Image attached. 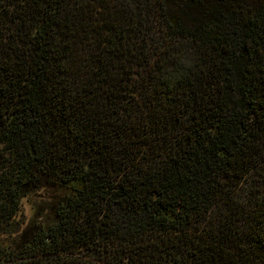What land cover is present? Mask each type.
Returning a JSON list of instances; mask_svg holds the SVG:
<instances>
[{
  "label": "trees",
  "instance_id": "16d2710c",
  "mask_svg": "<svg viewBox=\"0 0 264 264\" xmlns=\"http://www.w3.org/2000/svg\"><path fill=\"white\" fill-rule=\"evenodd\" d=\"M0 264H264V0H0Z\"/></svg>",
  "mask_w": 264,
  "mask_h": 264
},
{
  "label": "rangeland",
  "instance_id": "374dc122",
  "mask_svg": "<svg viewBox=\"0 0 264 264\" xmlns=\"http://www.w3.org/2000/svg\"><path fill=\"white\" fill-rule=\"evenodd\" d=\"M26 214L29 215V209L26 210ZM31 215V214H30Z\"/></svg>",
  "mask_w": 264,
  "mask_h": 264
}]
</instances>
